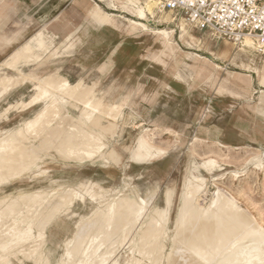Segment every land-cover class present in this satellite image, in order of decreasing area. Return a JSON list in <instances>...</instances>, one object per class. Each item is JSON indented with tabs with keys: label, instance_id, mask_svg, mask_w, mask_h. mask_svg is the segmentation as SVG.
I'll return each instance as SVG.
<instances>
[{
	"label": "bare ground",
	"instance_id": "1",
	"mask_svg": "<svg viewBox=\"0 0 264 264\" xmlns=\"http://www.w3.org/2000/svg\"><path fill=\"white\" fill-rule=\"evenodd\" d=\"M101 1L113 11L132 18L120 16L129 23L126 40L140 33L148 37L149 47L157 45L158 49L150 56L137 59L138 64L142 60L151 62L145 72L151 79L149 83L161 68L167 69L169 63L170 66L183 64L191 78L196 76L204 84L214 86L217 95L229 93L240 100L242 110L255 112L260 108L264 111L261 102L264 57L258 54L252 38L239 42L216 40L209 33L196 30L184 16L164 10L160 0ZM98 8L95 5L89 14L98 29L114 33L122 28L114 17L102 16ZM17 13L15 3L0 0V41L5 48H10L13 41L20 42L0 67V98L26 82L32 83V95L27 103L21 100L9 104L0 117L9 121V114L16 112L14 120L23 113L21 107L29 108L32 116L17 127L0 131V192L16 182L33 183L41 178L49 181L50 186L0 195V264H13L12 259L19 260V256L31 264H52L45 248L49 242L58 240L67 221L74 217L79 220L56 264H169L170 261L175 264L183 259L182 255L191 264H264V226L235 196L216 188L210 202L202 204L212 195L203 171L213 176L221 169L215 158L191 163L181 185L173 220L174 189L165 192L162 208L151 204L155 190L149 191L146 197L140 195L138 187L128 191V182L133 178L126 171L131 166L150 168L166 154L155 145L156 133L146 128L130 148L120 149L124 132L111 142L123 106L141 90L142 83L118 85L109 94L110 101L104 102L105 95L95 90L99 81L94 86H88L83 80L72 83L59 70L39 75L38 71L58 54L54 47L55 36L45 27L24 36L29 26L23 18L22 21L15 19ZM18 24L25 26L13 31L12 27ZM177 34L192 52L179 47ZM215 42H219L216 50L213 49ZM66 43L69 48L71 39ZM124 46L121 42L115 48L109 56V64L99 69L101 74L113 68L112 57L117 51L124 52ZM226 63L234 71L223 74L222 65ZM33 64L36 67L29 74L22 70V66ZM175 77L182 79L179 74ZM256 82L262 90L260 104H254ZM168 83L164 81L166 87ZM248 105H253L254 109L247 108ZM104 115L109 121L103 119ZM165 130L170 132L171 129L166 127ZM195 142L201 139L196 137ZM212 146L209 153L213 155H218L220 148H230L222 142ZM195 147L198 145L191 149L193 153ZM49 157L52 162L75 164L78 168L89 163L95 166L101 160V167L110 178L116 176L117 168L123 173L124 188L107 190L87 176L64 183L61 178H54L53 170L47 167ZM248 164L264 166L263 154L251 158ZM87 205L92 206L88 215L76 211ZM167 241L172 245L169 253L166 252ZM179 247L183 248L182 255L178 253Z\"/></svg>",
	"mask_w": 264,
	"mask_h": 264
},
{
	"label": "rangeland",
	"instance_id": "2",
	"mask_svg": "<svg viewBox=\"0 0 264 264\" xmlns=\"http://www.w3.org/2000/svg\"><path fill=\"white\" fill-rule=\"evenodd\" d=\"M18 1V0H11ZM56 1V0H54ZM93 7L97 5L99 11L104 17H114L116 23L122 28L119 31H113L114 33H108L111 41L109 47L106 49L101 48L98 43H93L92 48L94 50L95 59L92 63H86L87 58L85 54H80L77 57L78 60L69 63L68 60L63 59L64 55L62 51L57 50L60 47V41L54 38V47L56 53L55 58L43 66L39 71V75H43L48 71L59 70L64 66L61 73L62 76L68 78L72 83L83 80L88 86L96 85L95 90L105 95L104 102H109V94H111L118 85L130 83L136 84L141 82V90L135 89L136 94H133L131 99L121 110V115L117 121V128L115 129V138L111 140L114 143L118 139V134L124 132L123 139L119 143L120 149L124 146L130 148L135 143L137 137L142 133L143 129L152 130L156 133L155 145L162 148L166 154L161 157L159 162L150 168H137L131 166L126 171L128 176H131L133 180L128 187V191H132L133 187H138L140 195L146 197L151 190L156 191V195L152 198L151 204L160 208L164 207V194L168 189L175 190V202L172 209V220L175 216V212L178 208V197L181 192V185L185 178L186 171L193 161L198 163L207 161L209 157L215 158L221 165L219 171H215L211 176L203 171L206 175L208 187L211 189L210 196H207L203 205H207L211 196H213L216 188H220L225 192H228L236 197L239 204L243 208L248 209L252 215H254L259 223L264 226V166L258 167L253 164H248V161L258 155L263 154L264 161V111L261 112L260 108H257L255 112H246L242 110V103L229 93L223 95H217L214 86H208L204 84L203 80L197 79L196 76L191 78L189 70L183 65H172L166 68H161L159 73L154 76L152 80L145 75L146 69L150 66L151 62L148 60H142L139 64L137 59L142 56H150L152 51L158 49L157 45L149 47L150 42L147 36H142L140 33L127 39L126 30L129 24L126 19H132L130 16L122 13L121 11L115 12L106 2L101 0H95L93 4L88 0ZM18 14V13H17ZM122 16V17H120ZM129 17V18H128ZM19 19L15 17V19ZM22 18V17H21ZM21 20V19H20ZM24 23L28 24V30L26 35L31 36L35 34L39 27L35 26L32 22V18L23 19ZM22 21V20H21ZM126 21V22H125ZM124 23V24H123ZM30 24V25H29ZM20 26L25 24H18L13 26V31H18ZM153 28L159 29L160 26L153 25ZM158 27V28H157ZM41 28H44L42 26ZM48 30V29H47ZM49 31V30H48ZM11 37V36H10ZM114 38V39H113ZM176 42L179 47L185 52H192L189 48L179 40L178 34L176 35ZM112 40H116L117 44ZM126 40V41H125ZM125 43L124 52H115L118 54V65L110 69L104 74L100 73L99 69L104 64H109V56L113 53L115 48L120 43ZM1 43V42H0ZM219 42H215L213 49H217ZM20 42H12L10 46V52L12 53ZM67 43L65 42V45ZM72 44H69L70 47ZM100 52H97V50ZM104 50V51H102ZM6 51V54L0 57V67L8 59V55L11 53ZM208 57L207 54H201ZM64 62H67L63 64ZM189 62V61H186ZM62 65V66H61ZM222 65V64H221ZM36 65H30L23 67L22 70L29 74ZM223 74L225 71H234V69L228 64H223ZM5 70V67L3 68ZM6 71V70H5ZM12 73V71H10ZM181 75L182 79H178L175 75ZM177 78V79H176ZM168 80V87L164 85V81ZM131 84V85H132ZM32 83L26 82L21 86L15 88L11 93L3 95L0 98V113L4 111L10 105H14L17 101L23 100V103L29 102L31 98ZM256 91L254 95V104L259 103V97L262 96V90L255 83ZM23 96V97H22ZM261 102L264 105V98H261ZM21 105V104H20ZM247 108L250 105L246 106ZM23 111L14 120L13 117L16 112L9 114V121L2 120L0 117V131L2 129L10 130L19 126L24 120L30 118L32 113L30 109L24 110L23 107L19 108ZM18 109V110H19ZM250 109H254L252 105ZM74 116L77 115L72 109H68ZM147 110V111H146ZM145 111V112H144ZM105 121H109L108 117L103 116ZM122 127V128H121ZM137 127V128H136ZM166 127H170V132H167ZM261 135H258V134ZM201 139V142H195V138ZM209 142V144L202 142ZM215 142H222L224 145L230 147L229 149L220 148L218 155L209 153L213 149L212 144ZM198 145L196 152L193 153L191 149L193 146ZM206 153V154H205ZM54 155L53 153H51ZM174 155V156H173ZM225 157V158H224ZM47 167L53 170L54 178H61L64 183L75 182L78 177L87 176L94 181H98L107 190H119L124 188L123 173L117 169V174L114 178H110L102 169L101 160L97 161L95 166L90 163L84 168H78L75 164L71 166L65 165L63 162L53 161L51 157L47 158ZM162 168V169H161ZM64 171V173H62ZM220 175H223L220 177ZM49 181H45L42 178L29 183L27 180L23 182H16L12 186H7L4 191L0 192V195L8 193H16L17 190H36L39 188L49 187ZM116 186V187H115ZM14 191V192H13ZM211 197V198H210ZM208 199V200H207ZM154 200V201H153ZM151 205V207H152ZM92 209L91 205L87 207H78L76 211L81 215H88ZM79 220V217H74L67 221V225L62 229L64 230L55 242H49L45 248L49 251L50 260L52 264H56L61 255L63 254L64 243L67 239L71 238L75 229V224ZM172 227V223L170 225ZM170 241L166 243V252L169 253L171 249ZM178 253L182 255V247H179ZM124 253V251L122 252ZM177 254V253H176ZM174 256H177V255ZM180 254L178 259L181 258ZM183 259L176 258V261L186 260V257L182 255ZM173 258L172 260L174 261ZM20 260V261H19ZM18 259H12L13 264H31L30 262L23 260L21 256ZM181 261L180 264H191L188 261ZM172 261V262H173ZM185 262V263H184ZM171 264V261L170 263Z\"/></svg>",
	"mask_w": 264,
	"mask_h": 264
},
{
	"label": "crops",
	"instance_id": "3",
	"mask_svg": "<svg viewBox=\"0 0 264 264\" xmlns=\"http://www.w3.org/2000/svg\"><path fill=\"white\" fill-rule=\"evenodd\" d=\"M90 1L95 4V0ZM13 3L18 9L16 17L20 15L19 19L21 17L24 19L26 16L32 18V23L35 26H38L39 29L44 26L55 36L56 40L60 41L59 50L64 55L63 59L68 60L69 63L78 60L77 57L80 54H85L87 58H90L86 61L87 64L92 63L96 57L94 56L95 48L90 50L92 44L99 42L98 48L100 45L104 49L111 44L109 32L103 28L98 29L97 24L89 18L93 5L88 0H18ZM68 39H71L72 45L66 48L65 42ZM112 41L114 44L117 42L116 40ZM0 42V57H2L10 52V48H5L2 45V40ZM5 51L7 53L3 54ZM97 52L100 50L98 49ZM112 59L113 70H115L119 62L118 54H115ZM65 63L67 62L63 64ZM63 68L64 66L59 71L62 72Z\"/></svg>",
	"mask_w": 264,
	"mask_h": 264
},
{
	"label": "built area",
	"instance_id": "4",
	"mask_svg": "<svg viewBox=\"0 0 264 264\" xmlns=\"http://www.w3.org/2000/svg\"><path fill=\"white\" fill-rule=\"evenodd\" d=\"M167 11L182 15L196 29L219 41L252 38L264 57V0H160Z\"/></svg>",
	"mask_w": 264,
	"mask_h": 264
}]
</instances>
